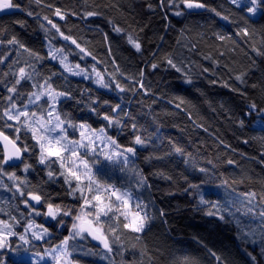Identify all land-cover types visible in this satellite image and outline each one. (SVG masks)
I'll use <instances>...</instances> for the list:
<instances>
[{"label": "snow or ice", "instance_id": "6c2138e0", "mask_svg": "<svg viewBox=\"0 0 264 264\" xmlns=\"http://www.w3.org/2000/svg\"><path fill=\"white\" fill-rule=\"evenodd\" d=\"M227 3V9L219 10L209 7L205 0H144L143 6L148 14L159 16L166 29L172 26L169 14L184 17L200 10L210 12L236 29L232 36L215 31L212 39L223 43L232 41L234 36L240 43L249 45L245 55L253 65L256 63L253 57L264 62V25L259 45L252 43L254 31L250 27L255 18L264 19V0H227ZM33 4L47 12L34 11ZM106 8L116 9L119 15H110ZM15 13L32 18L43 38L38 49L28 45L13 27H0V66H4L0 68V190L10 193V198L0 197V264H80L77 259L80 254L99 256L107 264H124L127 238L142 245L139 254L147 257L148 264H159L155 259L157 253L163 258V264H230L227 256L197 236L192 240L204 255L178 247L165 256L158 247L155 251L148 247L144 237L157 218L167 223L166 213L157 207L148 176L135 164L139 158L137 146L145 147L146 141L142 134H137L140 126L129 110L131 101L125 103L129 93L133 97L152 96L154 103L162 99L145 85L149 69L150 74L164 71L174 75L177 84L192 86L190 66L199 67L202 73H208L209 68L190 58L185 62V58L160 52V45L156 51L147 49L148 25L122 6L84 0L79 6L65 10L46 0H30L27 6L16 0H0V14ZM70 18L88 26L94 33L91 41L74 36L70 28L67 32L64 30ZM13 23L22 30L27 28L26 20L17 19ZM185 31L181 29V35ZM199 35L204 38V34ZM97 37L99 49L91 46ZM160 40L163 41L162 36ZM196 47L192 44L189 52ZM133 57L140 60L134 65L136 71L129 72L121 66L120 59L132 62ZM203 59L219 64L211 54L204 55ZM45 61L55 62L59 71L41 73L39 67ZM224 68L229 77L222 86L247 101L249 113L253 110L264 113V106L246 95L249 87L253 90L259 87L261 105H264V82H250L252 69L247 66L236 70L225 64ZM69 76L90 81L102 92L98 96L89 92L88 108L97 118L95 125L90 118H76L61 106L72 99V94L61 89L56 81L61 78L67 81ZM210 83L215 85L217 80L212 79ZM104 93L115 95L106 99ZM166 102L177 110H185L182 105L190 103L178 94ZM238 124L242 129L244 119H239ZM129 126L133 139L126 146L118 135ZM110 130H116L117 135H112ZM253 139L259 140L264 149V135ZM170 146L172 153L185 155L180 141L170 142ZM164 159L155 157L157 161ZM259 159L264 162V151L260 152ZM37 167L48 181L61 186L63 195L45 193L29 181L28 175ZM117 170L128 177L126 184L117 185L112 181ZM199 172L208 175L206 168H200ZM152 175L169 182L173 179L162 170ZM204 184L207 187L190 183L186 191L198 195L197 210L206 209L205 216L225 221L227 214L220 201L213 199L215 193L210 182ZM254 197L255 192L244 194L249 201ZM261 219L264 220V215ZM237 238L245 245L242 251L248 264H262L248 246L254 249L259 245V255L264 257V228L241 230ZM86 240L96 242L95 247L85 248Z\"/></svg>", "mask_w": 264, "mask_h": 264}, {"label": "trees", "instance_id": "16d2710c", "mask_svg": "<svg viewBox=\"0 0 264 264\" xmlns=\"http://www.w3.org/2000/svg\"><path fill=\"white\" fill-rule=\"evenodd\" d=\"M16 2L27 6L30 0H16ZM46 2L71 10L73 6L84 3V0H46ZM93 2L122 6L126 12H131L147 24L145 44L147 49L156 51V46L160 45V52H170L178 59L185 58V62L190 58L197 64L209 68L208 73H202L199 67L190 66L192 86L177 84L174 75L164 71L150 74L149 69L146 72L145 85L155 93L156 97L162 99H157L154 103L152 96L145 97L140 94L133 97L131 93L126 96L125 103L131 101L129 110L140 126L137 134H142L146 141L145 147L137 146L139 158L135 160V164L148 176L149 182L153 185L152 192L157 207L163 208L166 213L164 219L167 223H162L161 219L157 218L144 237L148 247L153 251L158 247L165 256L170 250L178 247L204 255L203 250L198 249L192 240L193 236H197L210 247L227 256L230 264H248V258L242 251L245 245L237 237L241 230L264 228V220L261 219V215H264V162L259 159V154L264 149L261 148L259 140L253 139L264 135V127L257 125L260 119L264 120V113L258 110L249 113L246 107L247 101L222 84L229 77V73L224 68L225 64L236 70L247 66L252 69L250 82L257 84L264 82V62L253 57L256 60L253 65L245 55L249 45L240 43L234 36L232 41L223 43L212 39L215 31L232 36L236 29L219 17H214L210 12L200 10L184 17L169 14L172 26L166 29L165 22L159 16L147 13L143 6L144 0H88V3ZM205 2L209 7L218 10L229 7L227 0H205ZM33 10L41 14L47 12L46 9L35 8L34 4ZM105 11L112 16L119 15L116 9L106 8ZM17 19L26 20L27 28L22 30L15 25L13 22ZM262 25L264 19L259 17L255 18L254 22H250V27L254 31L252 43L256 45L262 40ZM3 26L13 27L28 45L41 48L43 33L39 31L38 25L32 18L23 13L3 15L0 17V27ZM69 28L74 36L84 40L91 41L94 35L88 30L87 25L75 18L69 19L64 30L67 32ZM181 29H186L183 35ZM199 34H204V38L201 39ZM161 36L163 41L160 40ZM192 44H196L197 47L189 52L188 49ZM91 46L95 49L100 48L99 37L92 41ZM41 51L43 52L42 49ZM208 54L215 57L219 64L214 65L211 61L204 60L203 56ZM127 55L125 52L124 56ZM98 56L103 57V53L98 52ZM139 60V57H133L132 62H127L121 58L120 64L127 67L129 72H135L134 65ZM2 67L4 66H0ZM39 71L47 75L49 72H58L59 66L55 62L45 61L39 67ZM212 79L217 80L215 85L210 83ZM56 83L61 89H67L72 94V99L61 105L63 109L76 118H90V122L95 125L97 118L89 113L88 108L89 92L93 96L101 95L102 92L98 91L90 81H84L80 77L69 76L67 81L61 78ZM239 87L243 90V85ZM177 94L190 101L187 105H182V109L185 110H177L173 104L166 102ZM103 95L107 99L114 97L115 94ZM246 95L255 100L259 106H264L261 105L262 93L259 87L255 90L249 87ZM239 119L245 121L242 129L238 124ZM110 132L114 136L117 135L116 130ZM118 138L124 145H131L133 133L130 126L120 132ZM245 140L249 143L245 144ZM175 141H180L185 148L184 156L172 153L170 142ZM157 156H163L165 159L157 161L155 160ZM147 157L153 159H146ZM229 160L233 163L229 164ZM200 168H206L208 175H202L199 172ZM161 170L173 178L171 182L152 175ZM28 179L45 193L50 192L55 196L60 192L63 195L61 186L48 181L39 167L28 175ZM112 181L117 185L126 184L128 177L117 170L112 175ZM205 181L211 184V190L215 193L213 199H218L223 206L227 214L225 221L205 216L206 209L197 210L198 195L191 190L186 191L190 183L207 187ZM224 181L227 183L225 184ZM249 192L256 193V197L250 201L244 198V194ZM0 197L10 198V193L0 190ZM95 244L91 240L83 242L85 248L95 247ZM125 244L128 251L124 256V264H148L147 257L142 258L139 254L141 244H136L131 238H127ZM96 250L99 251L98 248ZM248 250L253 251V254L257 255L264 264V257L259 255V245L254 249L248 246ZM77 259L80 264H107V261L101 260L99 256L80 254ZM155 259L159 264H163V258L158 253ZM116 260L119 262L121 257L116 256Z\"/></svg>", "mask_w": 264, "mask_h": 264}, {"label": "rangeland", "instance_id": "374dc122", "mask_svg": "<svg viewBox=\"0 0 264 264\" xmlns=\"http://www.w3.org/2000/svg\"><path fill=\"white\" fill-rule=\"evenodd\" d=\"M264 115V114H263ZM258 126H260V127H264V120L263 119H260L259 121H258V124H257Z\"/></svg>", "mask_w": 264, "mask_h": 264}, {"label": "water", "instance_id": "95a60500", "mask_svg": "<svg viewBox=\"0 0 264 264\" xmlns=\"http://www.w3.org/2000/svg\"><path fill=\"white\" fill-rule=\"evenodd\" d=\"M3 15H8V14H0V17L3 16ZM93 242H94V241H93ZM94 243H96V242H94Z\"/></svg>", "mask_w": 264, "mask_h": 264}]
</instances>
